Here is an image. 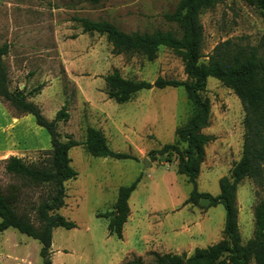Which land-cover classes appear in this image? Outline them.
<instances>
[{
	"label": "rangeland",
	"instance_id": "rangeland-1",
	"mask_svg": "<svg viewBox=\"0 0 264 264\" xmlns=\"http://www.w3.org/2000/svg\"><path fill=\"white\" fill-rule=\"evenodd\" d=\"M179 0H0V44L7 43L4 62L10 91L29 93L47 119L63 106L67 121L57 123L61 138L70 135L80 144L69 150L75 179L65 183V205L59 212L74 228L52 231V264H122L133 256L153 261V253H185L204 248L221 238L224 208L184 205L191 186L175 173L174 155L149 160V152L175 142V129L183 124L191 106L182 87L142 89L117 103L106 95L104 76L117 69L122 77L152 82L157 77L184 80L181 58L165 47L147 60L140 54H117L105 36L84 33L75 17L106 20L125 32L156 29L176 32L163 14L174 11ZM202 58L228 38L245 37L257 43L264 35V19L243 0H220L200 14ZM203 94L210 101V122L204 132L213 139L206 145L205 160L197 179L199 191L219 193L218 179L228 175L241 155L243 108L232 90L208 77ZM103 132L110 149L132 158L113 159L90 155L84 145L85 129ZM50 149L47 130L31 114L16 112L0 99V189L17 187V210L34 220L31 207L46 195L43 187L23 185L4 171L2 159L16 155L25 162H39ZM144 158L150 161L146 165ZM169 159V161H167ZM141 175L128 205L131 219L118 239L107 230V219L119 186ZM263 190L250 179L237 187L238 227L242 243L253 235V207ZM154 221L155 231L150 226ZM35 222V221H34ZM132 228V231L130 230ZM135 228V229H134ZM139 235H143L142 245ZM145 237V238H144ZM166 245H164V242ZM40 243L14 228L0 232V264H43ZM141 253V254H138ZM142 255V256H141ZM253 264V263H250Z\"/></svg>",
	"mask_w": 264,
	"mask_h": 264
},
{
	"label": "trees",
	"instance_id": "trees-1",
	"mask_svg": "<svg viewBox=\"0 0 264 264\" xmlns=\"http://www.w3.org/2000/svg\"><path fill=\"white\" fill-rule=\"evenodd\" d=\"M95 5L102 0H85ZM220 0H179L174 11L164 13L163 18L173 23L177 31L156 29L151 32H125L106 20H91L75 17L84 33L96 32L105 36L117 54H140L153 60L159 47H165L181 58L184 80L157 77L152 82L133 81L121 76L117 69L104 76L106 95L117 103H123L136 92L151 88L182 87L190 103L191 112L186 121L175 131V142L166 143L151 150L149 160L157 156L174 155L175 173L185 177L191 189L184 205L205 208L221 204L224 208V225L221 238L204 248H195L190 255L185 253H153L150 264H264V35L253 44L245 37H233L217 43L201 62L203 32L200 14L213 8ZM256 8L264 19V0H243ZM7 43L0 44V99L16 112L31 114L37 125L45 128L50 136V149L39 162H25L21 157L10 155L4 162L5 173L16 177L23 185L43 187L46 195L31 207L34 220L25 211L17 210V187L6 193L0 189V232L14 228L40 243L39 256L43 264H52V231L56 227H75L59 210L65 205V183L75 179L77 173L70 164L69 150L80 144L70 135L61 138L57 131L59 121H67L68 112L63 105L52 119H47L40 108L22 90L10 91L8 71L4 56ZM208 77L217 79L232 90L240 99L243 108V135L241 155L233 163L229 174L218 179L219 193L212 195L199 191L197 179L205 160L206 145L213 137L204 132L210 122V101L203 94ZM83 145L86 151L97 157L113 159L132 158L128 153L109 148L103 132L88 126ZM169 161V159H167ZM141 175L128 185L119 186L116 200L110 211L97 214L107 219V230L122 239V228L130 214L128 200ZM263 190V196L253 207V235L242 243L238 227L237 187L244 179ZM35 221V222H34ZM122 264H148L140 256H133Z\"/></svg>",
	"mask_w": 264,
	"mask_h": 264
},
{
	"label": "crops",
	"instance_id": "crops-1",
	"mask_svg": "<svg viewBox=\"0 0 264 264\" xmlns=\"http://www.w3.org/2000/svg\"><path fill=\"white\" fill-rule=\"evenodd\" d=\"M130 208V207H129ZM130 222L131 224H132V222L133 221H136L137 222V224H136V228H139L140 227V225L142 226L141 227V231H142V234H143V231H144V229H143V219L141 218V216H138L137 218H135V219H131V216L129 215L128 216V218H127V221L125 222V223H127V222ZM124 223V224H125ZM149 223H152L150 226L152 227V229H153V232L155 231V228L153 227L154 225H155V222L154 221H150ZM124 226V225H123ZM135 229V228H134ZM131 231H132V228L130 229ZM126 232H125V230L122 228V236L125 234ZM142 238H143V235H139V241H140V244L142 245ZM145 238V237H144ZM162 239V238H161ZM163 240V239H162ZM162 242H164V240L162 241ZM164 245H166L165 244V242H164ZM138 254H141V253H138ZM142 256V255H141Z\"/></svg>",
	"mask_w": 264,
	"mask_h": 264
},
{
	"label": "water",
	"instance_id": "water-1",
	"mask_svg": "<svg viewBox=\"0 0 264 264\" xmlns=\"http://www.w3.org/2000/svg\"><path fill=\"white\" fill-rule=\"evenodd\" d=\"M144 162L146 163V165L150 164V161L147 158H144ZM183 264H185V263H183Z\"/></svg>",
	"mask_w": 264,
	"mask_h": 264
}]
</instances>
